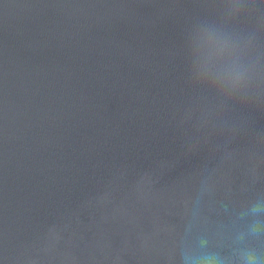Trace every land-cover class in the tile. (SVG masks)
<instances>
[{
    "label": "water",
    "instance_id": "obj_1",
    "mask_svg": "<svg viewBox=\"0 0 264 264\" xmlns=\"http://www.w3.org/2000/svg\"><path fill=\"white\" fill-rule=\"evenodd\" d=\"M0 264H264V0H0Z\"/></svg>",
    "mask_w": 264,
    "mask_h": 264
}]
</instances>
